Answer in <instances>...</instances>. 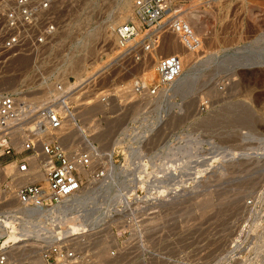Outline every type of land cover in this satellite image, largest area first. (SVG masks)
<instances>
[{
    "label": "rangeland",
    "instance_id": "1",
    "mask_svg": "<svg viewBox=\"0 0 264 264\" xmlns=\"http://www.w3.org/2000/svg\"><path fill=\"white\" fill-rule=\"evenodd\" d=\"M200 1L187 0L183 13L200 37L197 53H187L171 34L156 49L157 56L178 54L183 61L181 79L164 97L126 108V100L108 106L94 100L99 90L130 87L134 77L154 81L156 56L109 65L82 86L87 107L78 113L89 104L95 110L90 120L79 118L81 128L112 155H99L67 208L52 219L45 212L25 222L29 227L41 217V232H54L49 239L63 229L60 243L75 250L73 264H264V0ZM130 2L119 0L112 11L111 3L102 6L89 31L65 29L47 49L43 70L75 83L68 63L77 41L87 33L91 70L99 53L112 47L111 26L130 18ZM123 9L129 17L122 22ZM15 64L0 69V80L10 78L17 87L27 81L29 61L20 69ZM47 239L26 246L33 251L28 257L44 259L40 248Z\"/></svg>",
    "mask_w": 264,
    "mask_h": 264
},
{
    "label": "built area",
    "instance_id": "2",
    "mask_svg": "<svg viewBox=\"0 0 264 264\" xmlns=\"http://www.w3.org/2000/svg\"><path fill=\"white\" fill-rule=\"evenodd\" d=\"M117 1L0 0V69L11 62H16L15 68L20 69L29 61L27 81L14 89L0 91V199L4 200L0 207L6 202H15L21 209L41 211L64 205L84 188L87 183L84 173L96 170L99 155H108L84 149L78 138H74L72 147L63 143L68 134L65 127L79 122L77 109L83 85H73L69 79L57 80L43 70L42 64L47 49L56 44L60 33L77 27L80 20L79 28L89 30L94 24L90 20L92 15L110 3L112 11ZM186 2L133 0L130 18L113 29L109 53H103L106 50L103 49L96 62L103 61L108 54V67L120 66L125 61L143 64L156 56L155 80L146 83L134 77L126 93L127 102L121 107L144 99L158 101L181 79L182 58L178 54L157 56L156 49L162 45L165 35L171 34L187 53H197L201 41L183 18ZM212 2L200 1L202 5ZM107 68L90 82L103 75ZM117 91V88L99 90L94 100L108 106L110 100L119 99ZM21 181L27 182L19 184ZM6 194L9 195L5 199ZM2 215L0 212V219ZM61 233L55 232L56 240L49 239L54 233L44 237L48 238L40 248L45 253L44 259L38 257L43 264H53L51 258L55 264L76 263L75 250L60 243ZM11 261L7 248L0 249V264H34Z\"/></svg>",
    "mask_w": 264,
    "mask_h": 264
},
{
    "label": "bare ground",
    "instance_id": "3",
    "mask_svg": "<svg viewBox=\"0 0 264 264\" xmlns=\"http://www.w3.org/2000/svg\"><path fill=\"white\" fill-rule=\"evenodd\" d=\"M128 1H130V0H128ZM126 3L128 5V2H126ZM127 5L124 4V8H126V10L128 8H130V7L127 8ZM126 10L123 9L121 12L120 20H122V22L124 20H126L127 17H129L126 15L127 14ZM128 12H129V10H128ZM80 21H77L76 26L80 25V23H79ZM111 28L114 29L112 26H111ZM112 33H113V30H112ZM110 35H112V34H110ZM88 41L89 40H87V33H86L84 40L77 41L76 45H78V46H74L75 50H74V55H72V59L69 58V59H71V61L68 63V66L71 68V70L72 69L74 70L75 77H76V82L73 85L82 86L85 84H89L90 81L94 78V76H96L98 74L99 71L108 67L110 58H108L107 60H103V61L101 60L98 62L94 61L93 65L91 67V70H88V67L86 66V62H85V59H86L85 56L89 50L88 47H86ZM81 52H84L83 54L80 55L83 57L79 58L78 56H75L76 53H81ZM152 59L154 60V57ZM81 63H82V65H81ZM150 81H152L151 78H150ZM9 89H14V81L10 78H8V79L4 78V79L0 80V91L1 90H9ZM128 91H129L128 86L121 88L120 90L117 91V92H119V99H121L122 102L127 99L126 93ZM86 102L92 103V101H90V100H88ZM123 105H125V104H123ZM78 106H80V108H81V106L87 107V105L84 106L83 103H80ZM88 107L92 108V106H90V104L88 105ZM133 107L134 106H130V109H132ZM91 108H87V109L82 108L80 113H78V119L80 118L82 121L90 120V114L94 112V111L92 112L93 109L95 110V108H92V109ZM80 123L81 122L79 121L76 124L72 123L71 125H67L65 127V130H67L68 134L64 137L63 143L68 144V145L70 144L69 146L72 147L74 145V140H75L74 138H78L80 140V144L82 146H84V149L93 150L94 153H96V154L105 153V154L111 155L110 151L105 150V149L103 150L99 145L96 144L95 141L98 140V138L93 139V138H90V136L86 134V132L83 130V128H81ZM91 156H93V155H91ZM87 176H88V179H87ZM84 178L87 182H89V178H91L90 172H85ZM26 182L27 181H21L19 184H24ZM80 191H82V189ZM8 195L9 194H6L5 197L7 198ZM67 205H68V203H65L62 207L61 206H55L52 208L43 209L41 211H27V210L19 208L15 202H12V203L6 202L2 206V209L4 211H3L2 218L0 219L1 220V223H0V249L7 248L8 260L10 261V260L19 259V258L33 259L31 261V263L42 264L41 262H37V261H40L41 258H39V259L35 258V257L32 258V256L28 257L29 254L33 253V251L31 248H26V246L37 245L39 238L49 237L54 232H53V230H51L50 233H48L46 231L41 232V230H42V227H40L42 225L41 217L38 219L39 221L31 224L29 227L27 226L29 223H25L26 219H28V217H32V219H34L35 217L40 216V215L45 217L43 215V213H45V212L46 213L50 212L51 215L49 218L52 219L53 217H51V216H55V212H59L60 208H63V207L67 208ZM46 222H47V219H46ZM59 228H61V227H59ZM62 231H64V230L62 229ZM39 233H40V237L28 236V234L33 235V234H39ZM61 235H62V233H61ZM29 240L30 241L33 240L34 242L28 244L27 242Z\"/></svg>",
    "mask_w": 264,
    "mask_h": 264
}]
</instances>
